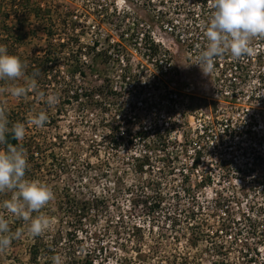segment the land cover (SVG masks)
Instances as JSON below:
<instances>
[{
	"label": "rangeland",
	"instance_id": "1",
	"mask_svg": "<svg viewBox=\"0 0 264 264\" xmlns=\"http://www.w3.org/2000/svg\"><path fill=\"white\" fill-rule=\"evenodd\" d=\"M33 1L48 11L41 20L33 15L21 19L12 12L15 10L11 6L12 0H0V44L8 47L9 54L25 60L44 58L48 45L43 31L46 27L57 34L55 48H58V52L62 51V47L57 43L67 42V39H70L76 47L99 41V50L111 46L112 54H109L111 61L107 62L102 58L95 60L92 58L94 56H87L89 68L85 77L78 74L71 77L66 56L60 54L55 57L57 62L51 64L55 72H50V76L52 73L58 75L56 79L59 83L55 78H49L50 82L37 81V88L23 98L12 97L8 89L14 85L26 86L29 78L23 76L16 81H0V106L6 109V118L14 110L22 113L26 135L21 143L26 142L30 145L34 141L39 145L34 149V153L39 151L33 158H31L32 153L24 148L29 162L26 178L45 183L55 193L54 200L41 209L40 213H31L28 221L15 217L3 207L4 201L10 200L13 193H0V215L9 221V234L12 238L10 246L0 252V264H33L30 251L36 242V237L33 238L27 229L30 220L35 216L43 213L54 220L51 228L44 234L62 227L68 228L67 222L72 221L73 215L69 198L65 199V195L68 194L72 196L71 201L72 199L80 201L97 195L105 197L108 203L103 210L96 209L94 212L93 210L89 212L88 219L77 228L78 234L83 239L84 248L81 258H85V251L89 248L103 249V255L108 256L104 262V259H101L102 255H99L100 259H96L94 264H102L101 261L104 264H120L125 257L136 258L135 246L138 244L141 245L144 257L148 256V259L143 258L142 262L134 259V264H176V262L182 264L185 259H188L190 264H217L216 254L206 253L205 249L207 232L214 231L219 226L220 218L224 217L222 210H218L214 203L219 195L228 202L225 206L229 211L228 217L241 223L230 230L227 238L229 264H243L244 259L249 261L252 255L255 259L253 264H264V191L258 186L260 181L245 170L251 162L244 159V156L235 154L236 159L231 161L238 166L242 165L245 171L224 174L217 167V146L213 148L210 145L211 155L204 164H201V168L198 167L200 168L198 171L191 168L190 160L194 157L192 149L199 146L208 148L207 139L202 138V131L205 126H210L212 119L210 110L215 112L216 109L214 102L211 105L206 104L208 101L204 99L224 101L221 96L224 93L221 85L224 83L221 82L222 77L216 68L223 61L218 62L219 58H217L213 71L208 75L196 65L197 56L206 48L204 32L214 11L211 7L212 3L204 9L201 6L202 0ZM53 26L54 29H51ZM21 28H23L22 34L27 36L20 42L18 37L22 35ZM69 31L72 34L65 35ZM144 34L153 38L161 53H168L170 65L160 69L149 63L147 57L143 55L145 45L141 40L145 39ZM251 46L254 49L255 45ZM230 57V53L226 52L220 58ZM222 64L227 65V63ZM254 66L252 70L256 75L258 69ZM126 72L140 73L141 81L149 85L148 91L142 98L137 99L133 88L123 83ZM253 79H249L250 88H245L242 93L245 97L240 96L239 101L243 109H249V113L254 111L255 105L253 99L249 100L247 96L255 94L256 86H259L260 81L257 78L259 81L253 84L251 83ZM69 82L86 89H97L106 83L117 89L120 95L108 101L111 105L107 113L86 103V100L65 105L62 97ZM166 84L170 91L177 94V98L173 97L174 109L173 100L167 99L165 104L167 112L162 114L160 112L163 109L156 110V103L160 100L159 94ZM40 92L45 94V98L48 95L58 97V102L50 107L46 99H38ZM188 95L195 97L196 101L187 98ZM191 102L197 103L196 110L188 108L187 105L190 106ZM153 104L155 108H152ZM198 105H205L208 108ZM120 110L132 120V124H126L125 121L121 123L122 131L132 129L133 132L138 131L137 125H144L150 129L149 131H153L152 127L157 123L161 125L167 123L166 127L167 125L172 127L170 123L175 125L169 150L175 151L178 155L179 164L177 171L174 175L168 176L165 183L171 187V193L180 190L181 198L176 199L174 207H169L167 204L157 218L159 222L155 224H151L150 220L140 213L130 215L132 194L128 192V189L138 190L146 180L150 179L148 175L137 176L127 166L132 155H140L149 148L143 147L144 142L137 143L136 148L126 147L119 151L104 146L106 144L103 137L109 123L103 124V122L110 120L111 125L115 126L112 124L115 123L113 119L119 118ZM28 112L32 115H38L40 112L47 114L48 120L44 127L36 128L28 125ZM233 117L234 121L249 118L246 109L240 116L236 114ZM259 131L263 132L262 129ZM148 137L153 139L151 135ZM161 150V148L155 150L158 157L164 156ZM163 165V162H159L157 166ZM229 170L231 171V167ZM189 174L188 180L193 185L192 188L201 187L195 191L198 193V201L203 203L199 204L201 208L197 210L193 209L196 201L193 200V196L184 195L180 189L184 176ZM209 177L213 186L206 184L207 186L203 187L201 180L205 182ZM169 202L173 203L172 200ZM208 202L210 204H207ZM190 209L200 210L195 219H188L186 211ZM173 218L178 219L176 227L169 222V219ZM128 223L143 227L144 231L138 233L136 239L135 236L127 237L125 227ZM252 223L257 226L254 233L252 226L250 227ZM203 225L206 229L204 228L202 233L199 232L196 238L193 234L194 230L198 231ZM230 236L233 239L238 238V245H233ZM247 244L251 245L252 250L247 249ZM256 248L257 252L253 251ZM34 264L50 263L47 257L42 256Z\"/></svg>",
	"mask_w": 264,
	"mask_h": 264
},
{
	"label": "trees",
	"instance_id": "2",
	"mask_svg": "<svg viewBox=\"0 0 264 264\" xmlns=\"http://www.w3.org/2000/svg\"><path fill=\"white\" fill-rule=\"evenodd\" d=\"M213 0H202L201 6L202 8L208 7L209 3H212ZM11 6L14 7L12 12L17 14L21 17V19H25L26 16L33 15L35 18H38V20H41L44 14H47L48 11L46 9H43L39 3H36L33 0H12ZM18 10V11H17ZM21 12V13H19ZM72 16V15H70ZM51 29H54V26L51 27ZM6 31L8 29L6 28ZM43 31L45 32V36L47 38L48 45L47 51L45 52L44 58L38 57L33 58L29 60H25L22 57H19L22 61L26 62V69H25V77L30 78L35 76L37 81H49V78H58V75L55 73H52L50 76V72H55L54 67L51 66V64L57 62L56 56L62 54L63 56H66L67 65L69 66V74L71 77H75L77 74L85 77L86 76V70L89 68L88 61L86 60L87 56H94L93 59L97 60L98 58H102L104 62L111 61V56L109 54H112L110 52L111 46L104 50H99V41H94L93 43L88 44H80V46H75L74 43H71L70 39H67L66 41H63V43H57L59 47L61 48V52H58V48L56 47L57 42V34L54 33V31H51L50 29L43 28ZM74 31V30H73ZM20 32L22 34L23 28L20 29ZM72 34L70 31L69 33H65V35ZM59 35V34H58ZM25 36H27L25 34ZM25 36L22 34L18 37V40L21 42L24 40ZM30 36V35H29ZM145 36V34H144ZM259 38V37H258ZM144 43V49L147 60L149 63L154 64L157 66V68L164 69L165 65H170V58L168 57V53H161L159 46L156 44V42L153 40V38L146 34L145 39L141 40ZM256 39H253L252 43ZM71 44V47H70ZM71 48V49H69ZM69 49V50H68ZM68 50V51H66ZM16 56V55H15ZM90 62V61H89ZM71 64V65H70ZM54 65V64H53ZM164 67V68H163ZM142 77L140 73L132 74L126 72L123 76V83L130 85L131 88H133V92L136 95L137 99H140L145 95V92L148 91L149 85L144 84L142 81ZM108 81V80H107ZM56 82L59 83V81ZM72 83H68V86H65L66 91H64L62 99L64 100L65 105H72L73 102L80 103V101L86 100V103H89L92 106H95L96 108H99L101 112L107 113L110 111V105L108 103L109 100H113L119 97L120 93H118L117 89H113L108 84L101 85L97 89H86V88H79ZM168 88V90H167ZM74 90V91H73ZM62 94V92H60ZM160 100H158V103H156V110L160 111V109H163L160 113H166V107L165 104L167 103V99L170 100V98L173 100V97L177 98V94L174 93V91H170L167 84L165 85L164 90H161ZM61 97V96H60ZM187 98L195 99L192 95H188ZM61 99V98H60ZM208 101L206 104H210L208 99H204V101ZM84 102V101H83ZM175 102L174 100L172 101ZM188 108L190 110L197 109V103L193 104V102L189 103ZM175 103L173 104V109ZM216 108V103H214ZM202 106L203 108H207L205 105H198ZM94 107V108H95ZM201 107V108H202ZM152 108H155L154 104L152 105ZM217 109V108H216ZM215 109V110H216ZM26 110V109H24ZM96 110V109H95ZM189 110V109H188ZM97 111V110H96ZM103 113V114H104ZM160 113L158 112L157 116H160ZM30 112L27 113L29 116ZM9 120V127L15 123H22L23 117L22 113L17 112L14 110L9 117H7ZM115 123V126L111 125L110 120L103 122V124L107 125V131L103 139H105L104 146L111 148L112 150L119 151L120 149L128 147L136 148V144L139 142H144L143 147L149 148L145 150L142 154L137 155L134 154L130 158L131 161L127 163L128 168L132 171V173H135L137 176H143L146 175L149 176V180H146L138 190L133 191V189H128V192L132 194L131 196V211L130 215L140 213L144 215L145 218L150 220L151 224L158 223V216H160V212H162L163 208L169 204V207L175 206L173 204L176 203V199H180L179 196L181 194V191H176L174 193H171L172 189L171 187H168L165 183V181L168 179V176L174 175V172L177 171V166L179 163H177L178 155L175 154V151H170V143H171V135L175 131V125L173 123H170L172 127H166L167 123H163V125L157 123L154 125V130L149 131L150 129L146 128L144 125H137L138 131L133 132L132 130L122 131L121 130V123L125 121L126 124H132L131 117H126L124 115V111H119V118L113 119ZM171 120V119H170ZM159 124V125H158ZM136 126V125H135ZM209 130V127L207 126L205 128V131L207 132ZM148 135H151L153 139H149ZM148 139L147 141H145ZM151 142V143H150ZM150 143V145H149ZM8 145L22 147L23 149L29 150V152L32 153L31 158L38 154L34 153L39 146L38 144H35L34 141L32 144L28 143H21V141H16L10 134L6 137V143L0 144V149H6ZM157 148H161L164 152V156L158 157L155 154V150ZM33 149V151L31 150ZM155 157V158H154ZM129 159V160H130ZM163 162L162 167H158V163ZM201 153H199V156L194 161V167L193 169L198 168L201 165ZM147 176V177H148ZM172 178V177H171ZM190 174L184 176V180L182 181V192L184 195H187L189 197L193 196V200L195 199V203L193 204V209L197 210L198 208H201L199 204H203L202 202L198 201V193H195L196 190H199L201 187H195L192 188L193 185L189 183ZM203 187H206V181L203 183ZM132 188V187H131ZM168 188V189H167ZM174 191V188H173ZM136 192V194L134 193ZM149 192L151 194H149ZM176 196V197H174ZM69 198V202L71 203V209L73 212L72 221H68V228L62 227L54 232H49L46 234H43L42 236L36 237V242L31 247V261L36 263L42 256L47 257V260L50 264H53L52 257L59 255L61 257L62 264H94V261L96 259H100L99 255H102L101 259H104L103 261L106 262L108 259V256L103 255V249H87L85 251V258H81V253L83 250V239L78 234V225H81L86 219H88L89 212L93 210H103L106 205L108 204L105 197H98L97 195H93V197L86 198L83 200H76L72 198L71 194L65 195V199ZM173 201V203L169 201ZM169 202V203H167ZM218 210L221 209L224 217L222 216L219 221V226L215 228L213 231H208V235L206 236V243L207 248L205 249L206 253H214L217 257V264H229V245L227 238L230 235V230L235 227V225H240L238 221L232 220L228 217L229 211L225 206L227 205V200L222 196L219 195L214 202ZM207 204H210L208 202ZM196 206V207H195ZM120 211V207L118 208ZM190 209V211H186L188 214V219L192 220L197 217V212ZM122 213V212H121ZM129 220L132 222V219L129 218ZM146 220V219H145ZM171 220V221H170ZM117 224H120L118 221H116ZM169 222L173 227H176L178 224V219H169ZM238 222V223H237ZM129 224V223H128ZM125 227L126 229V236L127 237H138V233H141L144 231L143 227H137L136 225H133L130 223L129 225ZM83 225V224H82ZM252 226V227H251ZM251 229H253V233L255 232L256 225L252 223L250 225ZM72 228V229H71ZM204 228L206 227L203 225L202 228L198 231L194 230V233L196 235V238L199 232H203ZM254 236V234H253ZM232 239L233 245H238V238L230 236ZM198 240V239H197ZM141 245L138 244L135 246V249L137 251V257H125L121 260L120 264H134V259L143 261V258L146 260L148 259L144 257L143 250L140 247ZM247 249L252 250V247L250 244H247ZM85 250V249H84ZM253 251L257 252L253 249ZM102 252V254H101ZM258 254V253H257ZM149 255V254H148ZM153 256V255H152ZM199 256V255H198ZM196 255V257H198ZM150 259V255H149ZM244 259V258H243ZM120 260V259H119ZM244 263L253 264L255 262L254 256L249 259H244ZM102 262V264H104ZM119 263V262H118ZM107 264V263H105ZM152 264V263H149ZM177 264V262H176ZM182 264H190L188 259H185V261H182Z\"/></svg>",
	"mask_w": 264,
	"mask_h": 264
},
{
	"label": "clouds",
	"instance_id": "3",
	"mask_svg": "<svg viewBox=\"0 0 264 264\" xmlns=\"http://www.w3.org/2000/svg\"><path fill=\"white\" fill-rule=\"evenodd\" d=\"M210 21L204 32L206 48L197 56L198 63L205 75L214 69V62L226 52L235 60L251 56L253 39L264 37V0H213ZM26 62L18 56L9 54L8 47L0 44V81H16L25 75ZM37 88L35 76L30 77L26 86H12L8 89L14 98L26 97ZM38 99H46L52 107L58 97L43 92ZM6 109L0 106V144L6 143L7 135L16 141H23L26 135L24 123H15L9 127ZM48 120L47 114H29L27 124L42 128ZM29 167L26 151L22 147L8 145L0 149V193L12 192L10 200L3 203L8 213L28 221L33 212L40 213L55 198L50 186L38 180L26 178ZM54 220L41 213L30 220L28 233L33 237L42 236L48 231ZM9 221L0 215V252L11 244ZM53 264H62L59 255L52 257Z\"/></svg>",
	"mask_w": 264,
	"mask_h": 264
},
{
	"label": "built area",
	"instance_id": "4",
	"mask_svg": "<svg viewBox=\"0 0 264 264\" xmlns=\"http://www.w3.org/2000/svg\"><path fill=\"white\" fill-rule=\"evenodd\" d=\"M255 39L254 44H251L255 45L251 56L239 60L232 57L218 59V62L227 63L226 66L221 63L216 67L219 70L218 74L222 77L221 82L224 83V85H221V88H224V93L221 94L224 101H211L208 99L210 105L214 102L217 108L215 112L210 110L212 119L210 126L207 125L209 130L206 132L205 128L207 126H205L202 131V138L207 139L206 146L208 148L199 146L192 149L194 157L190 161L191 168H193L194 161L201 153V163L204 164L205 160L208 159L207 157L211 155L209 146L212 145L213 148L217 146L216 163L220 171L222 170L224 174L230 175V172L237 174V172L243 173L247 170L255 179L260 181L258 186L264 191V37ZM253 65L258 69L256 75L252 70ZM251 78H254L251 82L253 84L259 81L257 78L260 79L255 94L247 96V99H253L255 109L249 113V109L245 108L249 118L234 121V115L240 116L245 112L239 101L240 96L245 97L242 94L245 88H250L249 79ZM210 108L212 109V107ZM260 129L263 132H260ZM235 154L242 155L244 159L246 158L248 162H251L250 165L248 164L247 169L243 170L242 165L238 166L237 163L231 161L236 159ZM230 167L231 171L229 170ZM200 168L195 170L198 171ZM185 173L188 174V172ZM205 181L208 186H213L210 177ZM200 183L203 184L204 180L202 179Z\"/></svg>",
	"mask_w": 264,
	"mask_h": 264
}]
</instances>
